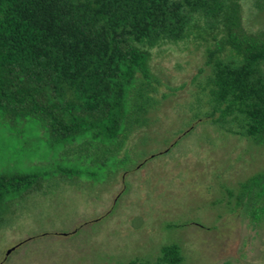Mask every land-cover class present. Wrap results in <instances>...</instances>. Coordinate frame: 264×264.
Wrapping results in <instances>:
<instances>
[{
  "label": "trees",
  "instance_id": "16d2710c",
  "mask_svg": "<svg viewBox=\"0 0 264 264\" xmlns=\"http://www.w3.org/2000/svg\"><path fill=\"white\" fill-rule=\"evenodd\" d=\"M255 5L264 9V0ZM190 37L207 43L193 78L203 74L197 99L206 118L263 146L264 28H244L241 0H0V126L37 128L59 152L49 168L0 166V225L52 174L97 177L111 161L112 178L124 164V140L146 125L155 103L151 50ZM227 194L264 226V171ZM182 261L169 244L154 262L128 264Z\"/></svg>",
  "mask_w": 264,
  "mask_h": 264
},
{
  "label": "rangeland",
  "instance_id": "374dc122",
  "mask_svg": "<svg viewBox=\"0 0 264 264\" xmlns=\"http://www.w3.org/2000/svg\"><path fill=\"white\" fill-rule=\"evenodd\" d=\"M241 5L244 28L263 29L264 9L255 0ZM206 47L190 37L151 50L155 103L124 140L120 170L111 178L109 161L97 177L52 174L0 225V264L154 262L169 244L180 247L181 264H264V226L227 194L264 171V145L223 134L206 118L197 99L203 74L193 81ZM58 155L39 129L0 126V166L49 168Z\"/></svg>",
  "mask_w": 264,
  "mask_h": 264
},
{
  "label": "water",
  "instance_id": "95a60500",
  "mask_svg": "<svg viewBox=\"0 0 264 264\" xmlns=\"http://www.w3.org/2000/svg\"><path fill=\"white\" fill-rule=\"evenodd\" d=\"M9 252V251H8Z\"/></svg>",
  "mask_w": 264,
  "mask_h": 264
}]
</instances>
